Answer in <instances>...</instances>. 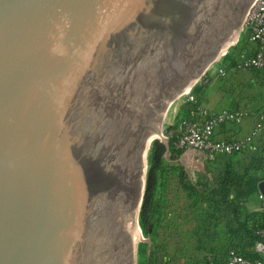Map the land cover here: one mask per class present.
<instances>
[{
	"label": "water",
	"instance_id": "obj_1",
	"mask_svg": "<svg viewBox=\"0 0 264 264\" xmlns=\"http://www.w3.org/2000/svg\"><path fill=\"white\" fill-rule=\"evenodd\" d=\"M253 1L0 0V264H136L167 105Z\"/></svg>",
	"mask_w": 264,
	"mask_h": 264
},
{
	"label": "rangeland",
	"instance_id": "obj_2",
	"mask_svg": "<svg viewBox=\"0 0 264 264\" xmlns=\"http://www.w3.org/2000/svg\"><path fill=\"white\" fill-rule=\"evenodd\" d=\"M252 50V46L241 30L237 40L226 49L222 56L213 62L191 88V93L196 94L198 88L207 87L212 81H215L216 85L229 81L231 83L230 92L234 98L256 96L254 91H257V89L256 87L251 89L249 82L246 83L249 84L246 87L248 92L244 93L240 90L246 79H243L242 76L239 78L230 76L232 65L238 63L240 54H249L252 53ZM224 58L228 59L229 62L230 59H233L230 63L231 66L226 69L224 78L217 77L215 74L210 76V68ZM226 77L227 79H225ZM200 99L202 100V98ZM189 106L185 102V94L168 106L161 126L164 136L169 133V127L174 125L177 120H190L192 118ZM157 140L160 141V139ZM152 143L146 156L145 184L150 167L149 155ZM183 153L184 151L181 155L171 156L169 152H165L163 155L164 162L157 176V188L153 205L150 208L147 220L144 222L140 220V207L137 228L138 230L140 228L144 240L138 242L136 246V264H195V261H199L205 255L204 244L198 243L197 233L200 234L202 231L198 230V228H201L200 226L204 227L207 224L204 212L207 214L213 206L216 208L221 207L213 202L211 191L214 183L224 171V168L218 166L219 163L221 164L225 160L224 156H231L229 159L237 164L235 170L238 173L246 171L248 175L255 176L261 181L264 180V153L253 154L252 152L240 151L228 155L219 154L211 159L204 158L196 152L193 154L192 151L187 156H183ZM186 158L190 159L192 163L185 160ZM181 175H185L186 180L182 179ZM183 182H186L191 189L186 190L182 186ZM233 194L235 192L231 193L232 196ZM249 204L252 205V203ZM225 218L224 214L215 213L213 224L216 228L219 227L218 225L224 226L223 219ZM195 228L197 229L196 234L193 232ZM211 231L214 232V230ZM193 242L196 245L192 244Z\"/></svg>",
	"mask_w": 264,
	"mask_h": 264
},
{
	"label": "trees",
	"instance_id": "obj_3",
	"mask_svg": "<svg viewBox=\"0 0 264 264\" xmlns=\"http://www.w3.org/2000/svg\"><path fill=\"white\" fill-rule=\"evenodd\" d=\"M223 60H227L224 58ZM231 61L228 63L231 66ZM234 66V64L232 65ZM197 89L196 94L199 93ZM200 101V98H199ZM190 108V116L197 111L198 103L186 102ZM188 108V109H189ZM180 121H176L174 125L169 127L168 136V151L171 156L181 155L183 150H177L173 146L174 130ZM166 152V147L161 141L155 140L152 143L151 153L149 155L150 167L147 173L145 192L141 204L140 220L144 222L153 205L154 194L157 188V176L160 173L164 159L163 155ZM254 160V159H253ZM182 179L186 180L185 175H181ZM261 179L255 176L248 175L247 172L238 173L235 168L227 166L218 177L211 193L213 194V202L218 204V207H212L211 211L205 214L204 218L207 221L205 226H200L198 230H202L198 234V243L204 244L203 249L207 253H215L218 249L223 253L229 248H234L246 257L257 259L262 258L264 255L258 252L255 248L258 242L263 243L264 237V204L260 211H248L244 208L243 204L246 199L258 192V183ZM182 186L187 190L191 187L186 182ZM193 187V186H192ZM232 192H235L233 196ZM258 194H260L258 192ZM264 201V197L261 198ZM215 205V204H214ZM221 213L226 216L224 220V231L220 237L217 231L213 230L216 226L213 224L215 213ZM217 233V234H216ZM216 234V235H215Z\"/></svg>",
	"mask_w": 264,
	"mask_h": 264
},
{
	"label": "built area",
	"instance_id": "obj_4",
	"mask_svg": "<svg viewBox=\"0 0 264 264\" xmlns=\"http://www.w3.org/2000/svg\"><path fill=\"white\" fill-rule=\"evenodd\" d=\"M246 40L252 46V53L240 54V60L233 67L242 70H264V0H254L248 8L242 28ZM224 76V68L219 69ZM200 95L191 91L185 93V102L198 103L197 111L190 120L183 119L174 130L173 146L177 150L192 149L201 152L205 158L211 159L216 155L238 153L250 148L255 136L264 133V111L259 114L253 128L242 138L216 139L215 130L224 123H239L244 114L238 109H222L213 111L203 106L199 101ZM168 139V136H165ZM260 198H263L259 194ZM264 237V233H261ZM256 250L264 255V242H258ZM195 264H264L262 258H249L234 248L223 253L218 249L215 253L205 255Z\"/></svg>",
	"mask_w": 264,
	"mask_h": 264
},
{
	"label": "crops",
	"instance_id": "obj_5",
	"mask_svg": "<svg viewBox=\"0 0 264 264\" xmlns=\"http://www.w3.org/2000/svg\"><path fill=\"white\" fill-rule=\"evenodd\" d=\"M228 63L229 60L227 59L218 62L216 65H213L210 68V72H211L210 76L215 74L217 77L224 78L225 75L221 76L219 74V69L224 68L226 71L227 67H230ZM230 76L232 78L234 77L239 78L242 76L243 79H246L244 80L243 83L244 85L240 87V90L244 93L248 92V89L246 87L249 86V84L246 83L249 82L251 84L250 85L251 89H255L256 87L257 91L256 90L254 91V93H256V96L250 98H245L246 96L234 98L233 94L230 92L231 83L229 81H225V83H223L224 85L222 83L216 85L217 83L215 81H212L211 83H209L207 87L202 86V88L199 90V95L200 98H202V100L200 99V101H202L201 103L203 106L213 111H218L222 109H238L244 112V117L241 122L239 123L229 122L220 125L215 130L214 137L216 139L242 138L243 136H245L247 133L250 132L259 114L264 111V70H242L233 67L231 68ZM225 79H227V77ZM191 151L193 154L196 152L200 156L205 158V156L201 152L192 149L185 150L183 156L190 155ZM242 151H245V153L252 152L253 154L255 153L260 154V152L264 153V133L255 136L252 140L251 147L245 148ZM229 157L231 156L230 155L224 156L225 160H223L221 164L219 163L218 166L220 168H226L227 166H231L237 169L236 168L237 164L233 163L231 159H229ZM185 160H187L189 163H192L188 158H186ZM249 203H252V205L250 206ZM263 204L264 201L259 197V194L257 192L250 195L246 199V202H244L243 206L248 211H260L262 210ZM218 226H219L218 228H215L213 230L217 231L221 237L222 232L225 229L223 225H218ZM194 230L193 232H195L196 234L197 229L195 228ZM192 244L196 245V243L194 242Z\"/></svg>",
	"mask_w": 264,
	"mask_h": 264
},
{
	"label": "bare ground",
	"instance_id": "obj_6",
	"mask_svg": "<svg viewBox=\"0 0 264 264\" xmlns=\"http://www.w3.org/2000/svg\"><path fill=\"white\" fill-rule=\"evenodd\" d=\"M228 47L226 46L225 48H223L222 50H221V52L219 53V56L217 57V59L220 57V56H222L223 54H224V52L226 51V49H227ZM189 90L187 89V90H185L184 92H183V94H185V93H187ZM183 94H180V95H178V96H176V98L172 101V102H169V104L167 105V108H168V106L171 104V103H173L178 97H180L181 95H183ZM166 111H167V109H166ZM156 137H158V136H156ZM137 222L136 221H134V229H133V239H134V243L136 244V242L137 241H139V239H140V232H139V230H138V228H137ZM140 242V241H139Z\"/></svg>",
	"mask_w": 264,
	"mask_h": 264
}]
</instances>
